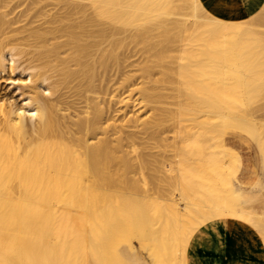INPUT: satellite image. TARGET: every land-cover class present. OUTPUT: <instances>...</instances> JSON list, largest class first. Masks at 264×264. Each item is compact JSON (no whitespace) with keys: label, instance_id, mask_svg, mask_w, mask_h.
<instances>
[{"label":"bare ground","instance_id":"1","mask_svg":"<svg viewBox=\"0 0 264 264\" xmlns=\"http://www.w3.org/2000/svg\"><path fill=\"white\" fill-rule=\"evenodd\" d=\"M261 6L229 21L200 0H0V81L27 75L20 102L0 83V264H189L228 219L264 244ZM173 49L185 101L157 107ZM143 106L147 121L128 110ZM229 172L253 188L234 194Z\"/></svg>","mask_w":264,"mask_h":264},{"label":"crops","instance_id":"2","mask_svg":"<svg viewBox=\"0 0 264 264\" xmlns=\"http://www.w3.org/2000/svg\"><path fill=\"white\" fill-rule=\"evenodd\" d=\"M200 1L212 15L229 21L247 19L264 5V0ZM188 261L189 264H264V244L247 224L215 220L203 226L194 237Z\"/></svg>","mask_w":264,"mask_h":264},{"label":"rangeland","instance_id":"3","mask_svg":"<svg viewBox=\"0 0 264 264\" xmlns=\"http://www.w3.org/2000/svg\"><path fill=\"white\" fill-rule=\"evenodd\" d=\"M130 46V47H129ZM176 50V49H175ZM137 50H135V48H133V46L132 45H128L127 47H126V49H125V55L127 56V57H130L131 56V58H127L128 59V61L131 63V62H133V61H135V60H139V58L141 57V53L140 52H137ZM174 54H173V53ZM134 55V53H136L135 54V56L136 57H133L132 56V54ZM130 54V55H129ZM169 54V55H168ZM172 54V55H171ZM175 54H177V51H174V49L171 51V52H169V53H167V54H165V56L162 58V59H160V61H165L166 60V63L168 62H172L171 64L169 63V65L168 64H166L165 63V67H167L168 66V68H163V67H160V70L159 69H157V70H159L160 71V73L162 74V77H161V75H158V73H157V71H156V69H155V72H156V74H157V76H156V74H155V76H154V79H158V77L161 79V85L160 86H165V88L166 89H159V88H161L158 84V82H157V86H159V87H157L156 86V88H158L159 89V93H167L166 94V96L168 97L167 99H166V97H165V99L166 100H164L163 101V103H161V104H158V105H156L157 107H171V108H176V103L177 102H179L180 100V98H182V97H177V100L178 101H175L176 99H175V97L176 96H178L177 95V92H176V90L174 89V88H177V87H175V84H176V82L175 81H173V79L171 80L170 79V81H166L165 79H167V76H166V74H164V72H166L168 69H175V65L176 64H173V63H175V62H173V60H175L176 61V59H174V58H176V56L178 55H175ZM139 55V57H137ZM173 56H174V58H173ZM132 57H133V61H131V59H132ZM134 58H136L135 60H134ZM173 58V59H172ZM9 59V58H8ZM171 61H170V60ZM169 60V61H168ZM140 61H141V58H140ZM129 62H127V63H129ZM136 65H138L137 63H136ZM135 68V67H134ZM132 69L131 67L129 68V69H131V70H135V69ZM138 68V67H137ZM167 69V70H166ZM170 69V70H171ZM159 73V74H160ZM21 75V76H20ZM27 75H23V74H20V71H17V72H15V73H12V75H6V77H5V80L3 79V80H1L0 81V83H2V86H3V88L6 90V91H8L7 93H9L10 94V96H14V98L17 100V102H20V93H19V89H17V87L15 86V85H17V83L18 84H20L21 83V81H23V80H26L27 79V77H26ZM10 77V78H9ZM6 78H8L9 80H7ZM164 79V80H163ZM11 80H16V81H14V83H13V81L11 82ZM166 81V82H165ZM9 82H11V83H9ZM20 82V83H19ZM165 82V83H164ZM175 84H174V83ZM13 83V84H12ZM16 83V84H15ZM166 83H168V84H166ZM168 85V86H167ZM177 85V84H176ZM140 86V85H139ZM171 86V87H170ZM169 87V88H168ZM172 88V89H171ZM169 89H171V90H169ZM163 90V91H162ZM137 92V93H136ZM135 92V98L136 97H138V95H139V93H138V91H136ZM157 92H158V90H157ZM137 94V95H136ZM171 96H173L174 98H172V97H170V99H169V96L170 95ZM175 95V96H174ZM179 98V99H178ZM174 99V100H173ZM181 100H183V101H185L184 100V98H182ZM172 101H175L174 103L172 102ZM171 103H173L174 104V106H172V105H169V104H171ZM126 109V108H125ZM128 110H129V112H130V114H132V115H137V114H141L142 116H143V118L147 121V119L149 120V118H152V116H153V111H152V109H151V107H148V108H145L144 106H143V108H139V107H137V108H135V109H129L128 108ZM142 111V113H139V112H141ZM167 136H170V141L173 139V134L171 133H169ZM248 136V134H246V137ZM227 139L230 141V143L231 144H233L234 146H236V144H238L239 143V140L237 139V137L236 136H233V135H229V136H227ZM246 140H247V138H246ZM172 142V141H171ZM169 150H171V148L169 149ZM170 154H171V152H169ZM238 160H239V170L241 171V165H245V168L246 167H249V168H247L246 169V171H250L251 170V167H253V169H255V167H256V162H255V159H254V151H253V146H252V143H250V142H248L247 141V143H245L244 144V146L241 148V150L239 151V153H238ZM241 161H244V163H240ZM243 165V166H244ZM234 166H235V170H236V163L234 164ZM244 168V169H245ZM259 172H260V177H261V179H262V182H264V171L263 170H259ZM243 177H244V175L242 174L241 176H240V179L242 180L243 179ZM228 180H229V184H228V188L230 189V190H233L234 191V194H236V188H238L239 190H251L252 188H253V183L252 182H250V181H241V180H239V179H236V173L234 174L233 172H229L228 173ZM133 244H134V246H136V247H138V241H134L133 242Z\"/></svg>","mask_w":264,"mask_h":264}]
</instances>
